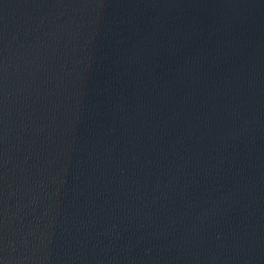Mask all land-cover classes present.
<instances>
[{
  "label": "water",
  "instance_id": "95a60500",
  "mask_svg": "<svg viewBox=\"0 0 264 264\" xmlns=\"http://www.w3.org/2000/svg\"><path fill=\"white\" fill-rule=\"evenodd\" d=\"M0 264H264V0H0Z\"/></svg>",
  "mask_w": 264,
  "mask_h": 264
}]
</instances>
